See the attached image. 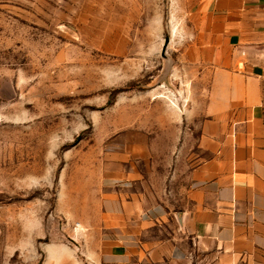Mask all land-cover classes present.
Masks as SVG:
<instances>
[{
	"label": "rangeland",
	"instance_id": "1",
	"mask_svg": "<svg viewBox=\"0 0 264 264\" xmlns=\"http://www.w3.org/2000/svg\"><path fill=\"white\" fill-rule=\"evenodd\" d=\"M199 10V0H0V264H100L104 179L151 169L161 111L185 113L187 128L203 105Z\"/></svg>",
	"mask_w": 264,
	"mask_h": 264
},
{
	"label": "crops",
	"instance_id": "2",
	"mask_svg": "<svg viewBox=\"0 0 264 264\" xmlns=\"http://www.w3.org/2000/svg\"><path fill=\"white\" fill-rule=\"evenodd\" d=\"M199 5L203 105L187 128L160 112L151 173L104 179L100 264H264V0Z\"/></svg>",
	"mask_w": 264,
	"mask_h": 264
}]
</instances>
